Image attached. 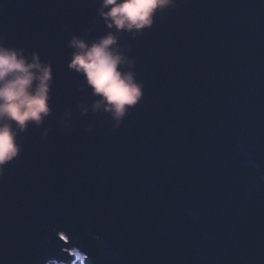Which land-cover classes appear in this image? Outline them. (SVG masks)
I'll use <instances>...</instances> for the list:
<instances>
[{"label":"water","instance_id":"obj_1","mask_svg":"<svg viewBox=\"0 0 264 264\" xmlns=\"http://www.w3.org/2000/svg\"><path fill=\"white\" fill-rule=\"evenodd\" d=\"M100 7L0 0V42L52 73L0 177V264H264V0H176L132 33ZM110 32L143 84L119 125L68 67Z\"/></svg>","mask_w":264,"mask_h":264},{"label":"clouds","instance_id":"obj_2","mask_svg":"<svg viewBox=\"0 0 264 264\" xmlns=\"http://www.w3.org/2000/svg\"><path fill=\"white\" fill-rule=\"evenodd\" d=\"M175 7L176 0H101L99 15L109 29L132 33L151 28L157 13ZM117 43L111 32L90 44L73 38L68 67L82 74L93 95L101 98L94 111L103 107L119 125L128 109L141 101L143 84L136 82L133 72L122 71L132 62L115 47ZM51 83V67L36 53L29 59L23 49L0 42V177L21 152L19 134L49 116Z\"/></svg>","mask_w":264,"mask_h":264},{"label":"built area","instance_id":"obj_3","mask_svg":"<svg viewBox=\"0 0 264 264\" xmlns=\"http://www.w3.org/2000/svg\"><path fill=\"white\" fill-rule=\"evenodd\" d=\"M71 253H73V254L76 255V260H75V262L73 263V264H75L77 261H79V260L81 259L80 256H81L82 253H80L77 249H73V250L71 251ZM82 260H84V255H83Z\"/></svg>","mask_w":264,"mask_h":264},{"label":"rangeland","instance_id":"obj_4","mask_svg":"<svg viewBox=\"0 0 264 264\" xmlns=\"http://www.w3.org/2000/svg\"><path fill=\"white\" fill-rule=\"evenodd\" d=\"M80 260H79V262H81V264H83V260H82V258H83V254H81V256H80ZM78 262V261H77Z\"/></svg>","mask_w":264,"mask_h":264},{"label":"trees","instance_id":"obj_5","mask_svg":"<svg viewBox=\"0 0 264 264\" xmlns=\"http://www.w3.org/2000/svg\"><path fill=\"white\" fill-rule=\"evenodd\" d=\"M49 264H56V263H49ZM75 264H81V262L78 261Z\"/></svg>","mask_w":264,"mask_h":264},{"label":"snow or ice","instance_id":"obj_6","mask_svg":"<svg viewBox=\"0 0 264 264\" xmlns=\"http://www.w3.org/2000/svg\"><path fill=\"white\" fill-rule=\"evenodd\" d=\"M61 238H62L63 240H66V237H65V236H61Z\"/></svg>","mask_w":264,"mask_h":264}]
</instances>
